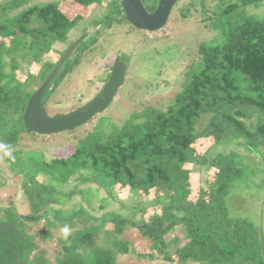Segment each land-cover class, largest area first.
Wrapping results in <instances>:
<instances>
[{"label":"trees","instance_id":"trees-1","mask_svg":"<svg viewBox=\"0 0 264 264\" xmlns=\"http://www.w3.org/2000/svg\"><path fill=\"white\" fill-rule=\"evenodd\" d=\"M157 1L142 3L151 13ZM220 1L226 4L217 5L214 16L203 20L215 37L200 45L195 65L177 66L172 73L180 78L169 106L161 110L147 104L126 120L96 114L87 122L93 123L90 131L65 153L53 149L49 159L40 151L20 149L22 139L40 137L26 130L23 115L31 95L72 44L80 19H68L58 1L0 2L1 159L21 178L22 198L30 208L20 215L12 202L0 206L3 221L16 222V233L0 232V264H117L119 254L130 252L129 243L119 239L130 229L150 244V260L162 256L172 262V247L177 264H264L262 228L232 214L238 212L224 201L232 183L246 180L252 185L249 174L264 176V12H259L264 0ZM101 2L69 4L87 8ZM117 4L112 0L104 7L102 20L109 23L122 14ZM98 33L80 41L76 61L54 77L42 98L44 109L72 66L93 52ZM55 45L66 49L58 52ZM51 52L61 53L58 60L43 62ZM203 170L214 173V186L200 184ZM86 182L96 187H79ZM191 187H198L193 196ZM118 188L126 192L124 199ZM149 193L155 196L145 199ZM92 200L104 212L99 218L86 211L94 209ZM250 201L256 212L264 209L254 197ZM157 208L159 214L147 213ZM80 216L97 223L76 229ZM42 223L44 248L28 233L31 225ZM59 228L70 233L52 236ZM176 228L182 239L166 240ZM37 247L41 249L34 253ZM51 248L55 252L49 260L46 250Z\"/></svg>","mask_w":264,"mask_h":264},{"label":"rangeland","instance_id":"rangeland-1","mask_svg":"<svg viewBox=\"0 0 264 264\" xmlns=\"http://www.w3.org/2000/svg\"><path fill=\"white\" fill-rule=\"evenodd\" d=\"M53 1H58V9L68 19H80L77 27L72 30L69 40L72 44L66 46L68 49L65 46H54L58 52L66 49L64 55L69 53L59 68L58 74L63 69L69 68L76 61L75 58L81 52L80 41H84L86 36L93 35L95 31H99L100 33L97 35L98 38L94 44L93 52L86 54L76 67L72 66L71 72L63 77L64 81L56 88L53 97L46 103L45 111L47 115L51 118L60 117L92 101L102 90L110 75V66L114 65L116 58L119 56L123 62L127 63V73L124 83L118 89L112 103L99 114L102 117H106L107 119L112 118L114 120L129 119L131 113L142 110L145 107L144 105L147 104L152 106L158 105V108L161 110L166 105L169 106L172 101L170 97L172 98L177 93L176 86L179 82H176L175 79L180 78L172 74L174 69L177 66L180 68L183 65L191 66L196 64L198 59L197 52L200 45L211 41L215 37L214 30L207 27L203 23V20L214 16L217 5L226 4L225 1L222 3L220 0H179L173 7L163 29L154 34H149L148 32L134 29L126 20L122 19L123 13L119 0L116 1L119 4L122 14L111 17V21L108 19V22L110 21L109 23H107V20H102V18L106 13L104 7L112 0H103L100 6L91 5L87 8L69 4L71 0ZM183 12L186 17L182 16ZM90 20H94V24L100 23L97 25L84 24L85 22L88 24ZM59 55L61 53L55 54L51 52L50 55L43 58V62L53 63L58 60ZM61 58L57 64H59ZM65 62H67L66 65H64ZM39 65L41 64H33L36 68ZM54 80L56 79L54 78L52 82ZM165 80L171 82L170 86L166 83L164 84ZM149 84L157 87H149ZM51 86L48 89L49 92L51 91ZM87 124L73 131L35 137L33 139L34 141L23 136L25 139H22L20 149L23 151H40L45 155V158L49 159L51 157L50 155H53V149H56L60 153L69 151L75 141L90 131L93 123ZM24 135L28 136L27 134ZM65 146L69 147L68 150L62 149ZM213 175L214 173L212 171L208 170L205 172L203 170L201 178H199V180L201 179L200 184L207 183L209 186H214ZM249 175L248 177L253 180L252 185L246 180L242 182L236 181V184L232 183L229 194L226 195L224 201L228 207L234 206L235 211L238 212H232V214L252 222L254 221L253 224L256 226L261 223L263 227H260L264 231V209L258 207V211L256 212L255 205L250 201L254 197L258 203L264 204V176L259 178L251 174ZM39 179L42 180V178ZM73 179H70L69 184L73 183ZM20 181V177H14L10 172L8 163L3 162L0 152V206L8 207L10 205L9 203L12 202L17 214L26 215L29 213L30 208L28 203L22 198ZM44 182H46L45 179ZM79 187L87 190L89 187L96 186L86 182ZM196 189L195 187H191L190 196L196 194ZM116 191L120 198L124 199L126 197V192L119 188ZM141 195L144 196L143 194ZM101 196L105 197L104 194ZM153 196H155V193H149L144 198ZM92 201L91 206L94 209H90V211L86 207V211L99 218L104 212L100 211L98 207L99 203L96 200ZM81 205L83 207L86 206L84 203H81ZM242 207L247 208V210H243L242 212ZM113 208L117 209L113 206H105V210ZM155 212L159 214V209H149L147 213L151 215V213ZM252 213L254 214V218ZM78 221H81V225L76 226V229L82 228L83 226L89 227L97 223L82 216L78 218ZM0 222H5L1 216ZM107 229L110 228L107 227ZM88 231L96 232L93 229ZM180 231L179 228H176L169 237H166V240L169 241L174 236L181 240L182 234ZM28 233L40 247L44 248L45 245L43 244L42 238V234L44 233L43 223L41 225H31V230ZM69 233V230H64L63 228L61 230L59 228L53 230L51 235L54 237H65ZM97 233L104 235L102 231H98ZM262 235L264 240V233ZM119 239L129 243L130 252L119 254L117 264H177V256L172 247L168 249L171 260L173 259L172 262L165 261L162 256H157L155 260L148 259L149 253H153V250L150 248L148 241L142 238L135 230L130 229L125 231ZM103 241L104 239L99 243ZM48 243L53 244L54 242L50 239ZM39 249L41 248L37 247L34 253ZM53 252H55L53 248L46 250V256L49 260L53 259Z\"/></svg>","mask_w":264,"mask_h":264},{"label":"water","instance_id":"water-1","mask_svg":"<svg viewBox=\"0 0 264 264\" xmlns=\"http://www.w3.org/2000/svg\"><path fill=\"white\" fill-rule=\"evenodd\" d=\"M126 21L136 30L155 33L163 29L169 15L178 0H159L155 10L149 13L141 0H120ZM69 53L65 54L59 64L51 71L47 79L29 98L23 115V124L27 131L40 136L55 135L72 131L91 120L96 114L103 112L114 100L118 89L123 85L127 63L118 56L111 68L110 75L99 94L87 105L66 115L51 118L47 115L42 98L45 90L56 76L59 68ZM16 222H0V232L16 233ZM261 255L264 259V242L261 236Z\"/></svg>","mask_w":264,"mask_h":264},{"label":"clouds","instance_id":"clouds-1","mask_svg":"<svg viewBox=\"0 0 264 264\" xmlns=\"http://www.w3.org/2000/svg\"><path fill=\"white\" fill-rule=\"evenodd\" d=\"M158 1H159V0H158ZM158 1H157V3H158ZM178 1H179V0H178ZM178 1H177V2H178ZM120 2H121V1L119 0V3H120ZM141 2H142V0H141ZM142 4H143V3H142ZM176 4H177V3H176ZM176 4H175V5H176ZM143 5H144V4H143ZM120 7H121V3H120ZM144 7H145V6H144ZM121 8H122V7H121ZM145 8H146V7H145ZM122 13H123V10H122ZM122 16L125 18L124 13H123ZM125 20H126V19H125ZM127 23H128V22H127ZM149 34H154V33H149ZM57 74H58V73H57ZM57 74H56V75H57ZM55 77H56V76H55ZM53 78H54V77H53ZM51 83H52V82H51ZM51 83H50V84H51ZM102 88H103V87H102ZM97 95H98V94H97ZM89 102H90V101H89ZM89 102H88V103H89ZM84 105H87V104H84ZM84 105H83V106H84ZM43 107H44V106H43ZM80 108H81V107H80ZM78 109H79V108H78ZM75 110H77V109H75ZM73 111H74V110H73ZM71 112H72V111H71ZM46 136H47V135H46ZM48 136H50V135H48ZM261 234H263V233H261ZM262 238H263V235H262Z\"/></svg>","mask_w":264,"mask_h":264},{"label":"flooded vegetation","instance_id":"flooded-vegetation-1","mask_svg":"<svg viewBox=\"0 0 264 264\" xmlns=\"http://www.w3.org/2000/svg\"><path fill=\"white\" fill-rule=\"evenodd\" d=\"M260 226L263 227V225H262L261 223H260ZM261 227H260V228H261ZM263 232H264V231H263Z\"/></svg>","mask_w":264,"mask_h":264}]
</instances>
